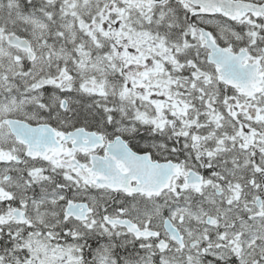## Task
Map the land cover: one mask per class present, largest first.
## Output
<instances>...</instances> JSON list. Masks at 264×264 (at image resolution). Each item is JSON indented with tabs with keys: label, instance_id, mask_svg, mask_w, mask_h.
I'll list each match as a JSON object with an SVG mask.
<instances>
[{
	"label": "snow or ice",
	"instance_id": "6c2138e0",
	"mask_svg": "<svg viewBox=\"0 0 264 264\" xmlns=\"http://www.w3.org/2000/svg\"><path fill=\"white\" fill-rule=\"evenodd\" d=\"M0 264H264V0H0Z\"/></svg>",
	"mask_w": 264,
	"mask_h": 264
}]
</instances>
